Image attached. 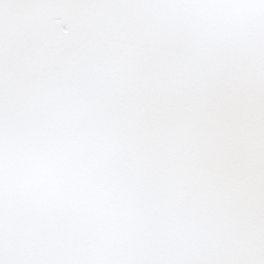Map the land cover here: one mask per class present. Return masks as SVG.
Masks as SVG:
<instances>
[{"label": "snow or ice", "instance_id": "snow-or-ice-1", "mask_svg": "<svg viewBox=\"0 0 264 264\" xmlns=\"http://www.w3.org/2000/svg\"><path fill=\"white\" fill-rule=\"evenodd\" d=\"M0 264H264V0H0Z\"/></svg>", "mask_w": 264, "mask_h": 264}]
</instances>
